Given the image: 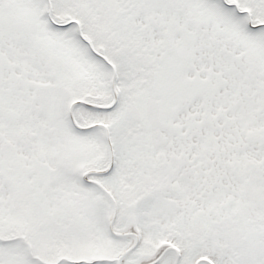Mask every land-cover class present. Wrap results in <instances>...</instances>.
Returning a JSON list of instances; mask_svg holds the SVG:
<instances>
[{"label":"snow or ice","instance_id":"6c2138e0","mask_svg":"<svg viewBox=\"0 0 264 264\" xmlns=\"http://www.w3.org/2000/svg\"><path fill=\"white\" fill-rule=\"evenodd\" d=\"M0 264H264V0H0Z\"/></svg>","mask_w":264,"mask_h":264}]
</instances>
